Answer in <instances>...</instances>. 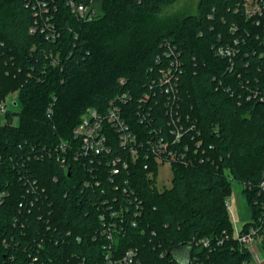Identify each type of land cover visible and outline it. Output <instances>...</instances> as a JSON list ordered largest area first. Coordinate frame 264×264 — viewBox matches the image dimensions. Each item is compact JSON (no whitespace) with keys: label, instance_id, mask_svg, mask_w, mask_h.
Here are the masks:
<instances>
[{"label":"trees","instance_id":"trees-1","mask_svg":"<svg viewBox=\"0 0 264 264\" xmlns=\"http://www.w3.org/2000/svg\"><path fill=\"white\" fill-rule=\"evenodd\" d=\"M174 1L104 0L103 13L82 22L67 0L47 15L30 0H0V102L17 92L21 105L0 123V264H110L106 254L129 249H137L132 264H179L181 249L188 264H251L227 201L233 181L251 217L264 201V14L248 18L245 0H200L197 15L164 18ZM235 39L231 67L216 49ZM163 67H173L188 150L160 190L154 159L113 174V158L124 155L115 137L112 153L85 157L74 129L88 109L104 112L129 91L132 130L166 136L174 119L159 89Z\"/></svg>","mask_w":264,"mask_h":264},{"label":"built area","instance_id":"built-area-1","mask_svg":"<svg viewBox=\"0 0 264 264\" xmlns=\"http://www.w3.org/2000/svg\"><path fill=\"white\" fill-rule=\"evenodd\" d=\"M33 2V8L40 13L47 15L51 6H55L56 0H30ZM67 4L72 13L75 14L78 20L82 22H91L99 14L93 2L91 4L78 3L75 0H67ZM244 11L248 18L262 16L264 14V3L257 0H245ZM49 19V18H48ZM53 27L50 23L46 25V29ZM236 30V28H232ZM53 39L55 34L49 35ZM239 41L234 40V44L228 43L220 45L216 49L217 56L227 60L230 66L233 67L235 57L239 53L237 45ZM60 57L54 58L53 64H59ZM173 68V67H172ZM171 67H163L159 70L160 91L167 95V115L174 121L167 124L166 136L158 137L157 139H143L132 128L125 118L123 106L132 100L131 93L124 91L123 94L116 95L110 100L106 111L101 112L97 109H88L81 117L80 123L74 129V137L78 140V149L80 154L85 157L104 156L112 153L113 146L111 138L115 137V142L122 149L123 156H116L112 161V173L119 174L122 169H127L129 161H136L143 158L145 161L154 159L160 165L169 162L170 165L174 162L185 161L188 146L182 145L184 136L181 126L180 116H177L173 110L176 98V85L172 81L173 69ZM124 85L125 81H121ZM141 100V99H140ZM260 102L264 103V94L259 97ZM6 99L0 102V113L8 112ZM112 141V142H111ZM77 159V156H76ZM111 163V162H110ZM150 166L146 164V168ZM261 191L264 193V180L260 183ZM227 206L229 202L227 201ZM261 211L256 217H251L245 222L241 228L234 231V237L238 244L247 249L251 253L253 264H264V201L260 204ZM116 215V212H112ZM103 218V217H102ZM104 219V218H103ZM111 225V226H109ZM106 227L107 237L111 241L109 249L112 247L113 232L116 224H109ZM135 225V223H133ZM201 243L208 247L210 240L204 239ZM110 252V250H108ZM137 258V249H129L121 257L111 259V255L106 254V259L110 264H132ZM190 263L188 256L187 264Z\"/></svg>","mask_w":264,"mask_h":264},{"label":"rangeland","instance_id":"rangeland-1","mask_svg":"<svg viewBox=\"0 0 264 264\" xmlns=\"http://www.w3.org/2000/svg\"><path fill=\"white\" fill-rule=\"evenodd\" d=\"M200 0H176L165 6L162 10V16L167 19L175 17H184L186 15H197ZM102 14V13H101ZM8 112L19 113L21 105L18 101V93L13 92L6 98ZM5 122V114L0 113V123ZM15 124L19 122V116L15 115ZM173 171L169 162L162 163L159 167L157 186L160 190L168 189L172 185ZM228 212L234 226V231L241 228L242 225L251 218L250 208L245 194L243 185L237 181L232 182V194L228 198ZM189 252L181 249L175 253L179 264H187ZM253 264V263H251Z\"/></svg>","mask_w":264,"mask_h":264},{"label":"crops","instance_id":"crops-1","mask_svg":"<svg viewBox=\"0 0 264 264\" xmlns=\"http://www.w3.org/2000/svg\"><path fill=\"white\" fill-rule=\"evenodd\" d=\"M103 2L104 0H94L93 2V6L99 14L103 13Z\"/></svg>","mask_w":264,"mask_h":264}]
</instances>
